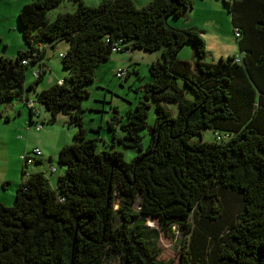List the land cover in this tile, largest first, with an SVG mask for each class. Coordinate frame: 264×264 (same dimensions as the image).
Returning <instances> with one entry per match:
<instances>
[{"label":"trees","instance_id":"16d2710c","mask_svg":"<svg viewBox=\"0 0 264 264\" xmlns=\"http://www.w3.org/2000/svg\"><path fill=\"white\" fill-rule=\"evenodd\" d=\"M62 1L21 6L26 48L14 59L0 56L1 105L21 100L27 71L46 69L47 48L66 41L59 56L67 73L35 100L50 123L64 114L76 127L73 142L58 151L63 170L56 182L33 172L17 185L11 205L0 203V264H106L112 258L172 264L158 259L159 233L147 218L163 232L193 228L179 264H264V0H221L238 54L218 62L206 59L202 31L175 25L194 0L140 7L133 0L96 6L73 0V13L50 22L49 11ZM186 44L193 64L177 58ZM135 50H161V59L148 67L145 100L118 128L112 107L110 146L137 151L126 160L122 151L99 150L97 139L87 137L82 103L99 67L114 53ZM134 64L123 78L136 72ZM206 129L214 130L213 141L193 140Z\"/></svg>","mask_w":264,"mask_h":264},{"label":"rangeland","instance_id":"374dc122","mask_svg":"<svg viewBox=\"0 0 264 264\" xmlns=\"http://www.w3.org/2000/svg\"><path fill=\"white\" fill-rule=\"evenodd\" d=\"M31 0H0V56L14 59L18 49H25V43L22 38V34L18 24V12L23 4L28 3ZM137 7H140L151 0H133ZM198 1V0H196ZM201 1V0H200ZM86 5L96 6L100 0H82ZM195 3V0H194ZM197 5V2H196ZM76 2L73 0H63L58 6L51 9L47 15V18L52 22L58 15L73 13L76 9ZM224 7V6H223ZM214 6L208 14H199L198 8L193 4V8L189 12L188 16H181L175 19L176 26L180 29L196 28L202 31V36L205 40L207 50V60L210 62H218L220 59L225 61L228 57L238 54L237 41L235 39L230 17L226 13L224 7L223 15ZM204 11V8H203ZM68 43L66 41H59L54 48H47L45 55V62L47 64V70L43 74L40 87H42L48 80H55L58 76H64L67 73L61 66L60 53L66 51ZM161 59V50L154 52H145L143 50H135L133 52H121L114 53L111 58L96 71V78L94 82L87 86L89 96L85 98L82 103L83 122L87 128V137L96 138L99 150H120L124 154L126 160H130L137 151L134 149L125 148L121 145L115 147L110 146L111 136L107 128V123L111 120V116L114 115L112 107L116 108L119 119L115 124V127L120 121L124 122L126 112L132 109L134 104L145 100L143 87L149 81L148 67L152 62H156ZM179 60L187 61L191 64L194 63L193 50L190 44H186L177 54ZM131 62H134V68L136 72H131L127 78L118 79L114 73V68L117 65L126 68ZM118 69V68H117ZM116 69V70H117ZM132 70V69H131ZM32 69L30 68L26 73V82L33 79L31 76ZM185 97L193 99L191 91L185 92ZM31 98L35 101V107L40 112V117H35L38 122H43L42 129L44 133H40L41 144L45 146L43 159L45 162L40 165L33 163L25 168L26 174H22V179L25 180L28 174L33 173V168L40 167L44 175L48 177L51 184L56 182V178L62 173L63 167L57 163V154L55 151V143L59 140L66 138L68 144L73 142L74 133L76 127L68 124V116L59 114L56 117L54 123H50V113L46 111L45 107L36 102L35 93L32 92ZM1 107V106H0ZM176 108L175 103H171L169 108ZM154 117V111L150 109L149 122L151 124ZM123 118V121H122ZM36 124V123H35ZM33 131H36L35 125L31 127ZM92 128L94 130H92ZM42 131V132H43ZM117 133H121L119 130ZM145 140L147 139V135ZM214 130L206 129L203 131L202 136H195L193 140H199L202 138L205 141L214 140ZM34 139V140H33ZM33 142L37 141V138H32ZM14 143V142H13ZM20 144L17 142L13 146V151ZM33 146L31 143L30 147ZM12 151V152H13ZM52 157V161L49 163L47 157ZM43 156V154H42ZM8 157V158H7ZM9 156L5 154V150L0 148V178H7L9 181L14 182L22 176L17 173V170L8 166ZM49 164H53L55 167L54 172H49ZM0 187L2 188L1 184ZM10 187V186H7ZM13 189H10L9 193L12 194ZM7 195V194H6ZM13 201L11 202V204ZM137 207V206H136ZM147 224L153 225L158 233L159 238L157 240V249L159 252L158 259L164 263L171 262L172 264H179L180 254L187 248L191 242V234L193 228H187L181 226H174L171 232H163L160 227L151 219L147 218ZM197 226V225H196ZM106 264H120L118 258H112L107 261Z\"/></svg>","mask_w":264,"mask_h":264},{"label":"crops","instance_id":"0c3cea01","mask_svg":"<svg viewBox=\"0 0 264 264\" xmlns=\"http://www.w3.org/2000/svg\"><path fill=\"white\" fill-rule=\"evenodd\" d=\"M197 2V5H196ZM24 5V4H23ZM198 8L199 14H208L210 10L216 6L219 10V14L221 13L222 15L225 12L223 4L221 0H195L194 7ZM204 8V11H203ZM176 23V21H175ZM176 25V24H175ZM22 50V49H18ZM17 50V51H18ZM131 62L130 64H132ZM122 66L117 65L114 70L117 68H120ZM128 67V66H125ZM37 69L36 67L33 68ZM47 68L41 69L40 73L43 74L46 72ZM31 76L33 79L29 80L28 82L25 81V84L22 88V99L21 100H15L12 101V106L7 107V109L4 111L2 105H0V113H2V117H0V148L5 150V154L10 157L8 160V166L12 167L13 169L17 170V173L22 175L23 171V162L21 160V155L25 153L26 151H31L33 148L38 147L41 149L43 156H40L37 158V162L35 164L40 165L43 162H45V159H43L44 156V151H45V146L41 144V138H40V133H44L42 126V122H38L35 120V117H40V112L38 109L35 107V102L31 98L32 92L35 94L48 86L60 82L62 80V76H58L55 80H48L42 87L39 88L42 76L40 78H35L32 75ZM38 79V80H37ZM28 93V97L26 98L27 100L31 101L33 103V112L34 114L31 115V112L29 110V107L27 106L26 100H25V94ZM5 117L8 119L5 120ZM33 121V124H30V121ZM35 123H41L42 126L40 129H36V131L32 130V126L36 125ZM43 131V132H42ZM37 138V141L33 142L32 138ZM14 142V143H13ZM20 142V144L15 148L16 150L13 151V146L17 143ZM31 143H33V146L30 147ZM69 142H66V138L63 140H59L55 143V151L56 154L58 155L59 149L63 146L68 144ZM13 151V152H12ZM8 158V157H7ZM47 161L50 163L52 161L51 154L50 156L47 157ZM51 164H49L50 167ZM53 165V164H52ZM49 170V168H48ZM33 172H42L40 167L33 168ZM46 176V175H45ZM23 175L18 178L17 182L14 180H8L7 178L3 177L0 178V184L2 188L0 187V203L4 205H11V202L14 200V195H15V189L18 184H20L23 179ZM47 177V176H46ZM48 178V177H47ZM49 180V179H48ZM50 182V180H49ZM10 186V187H7ZM10 189H13L12 194L9 193ZM7 194V195H6Z\"/></svg>","mask_w":264,"mask_h":264},{"label":"built area","instance_id":"2783aa9c","mask_svg":"<svg viewBox=\"0 0 264 264\" xmlns=\"http://www.w3.org/2000/svg\"><path fill=\"white\" fill-rule=\"evenodd\" d=\"M236 35H238V33H236ZM22 63L23 64H26L27 63V60H23ZM31 72H32V75L35 78L39 77V75H40V72L37 69H34ZM126 74H127V72H126V69L125 68H118L115 71V77L116 78H123ZM26 103H27V106L29 108H32L33 109V106L34 105H33V103L31 101L26 100ZM41 126H42L41 123L40 124L39 123H36V125H35V127H36L37 130L40 129ZM40 156H42L41 149L38 148V147H35L31 151H26L25 153H23L20 158H21V160L23 162V165H27L28 166V165H32L37 160V158L40 157ZM49 171L50 172H54L55 171V167L51 165L49 167Z\"/></svg>","mask_w":264,"mask_h":264},{"label":"water","instance_id":"95a60500","mask_svg":"<svg viewBox=\"0 0 264 264\" xmlns=\"http://www.w3.org/2000/svg\"><path fill=\"white\" fill-rule=\"evenodd\" d=\"M28 97V93L25 94V100H27L26 98ZM12 102H4L2 103V107H3V110L5 111L7 109V107H11L12 106ZM0 117H2V113H0Z\"/></svg>","mask_w":264,"mask_h":264},{"label":"bare ground","instance_id":"6f19581e","mask_svg":"<svg viewBox=\"0 0 264 264\" xmlns=\"http://www.w3.org/2000/svg\"><path fill=\"white\" fill-rule=\"evenodd\" d=\"M30 109V108H29Z\"/></svg>","mask_w":264,"mask_h":264}]
</instances>
